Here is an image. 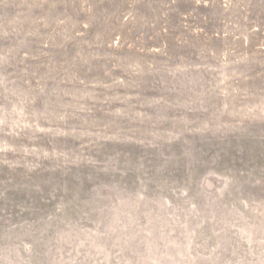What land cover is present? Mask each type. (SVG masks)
<instances>
[{
    "label": "rangeland",
    "instance_id": "rangeland-1",
    "mask_svg": "<svg viewBox=\"0 0 264 264\" xmlns=\"http://www.w3.org/2000/svg\"><path fill=\"white\" fill-rule=\"evenodd\" d=\"M0 264H264V0H0Z\"/></svg>",
    "mask_w": 264,
    "mask_h": 264
}]
</instances>
